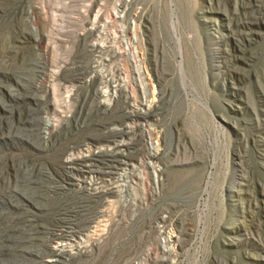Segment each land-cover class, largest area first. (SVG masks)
Here are the masks:
<instances>
[{
  "label": "rangeland",
  "instance_id": "1",
  "mask_svg": "<svg viewBox=\"0 0 264 264\" xmlns=\"http://www.w3.org/2000/svg\"><path fill=\"white\" fill-rule=\"evenodd\" d=\"M0 264H264V0H0Z\"/></svg>",
  "mask_w": 264,
  "mask_h": 264
},
{
  "label": "bare ground",
  "instance_id": "2",
  "mask_svg": "<svg viewBox=\"0 0 264 264\" xmlns=\"http://www.w3.org/2000/svg\"><path fill=\"white\" fill-rule=\"evenodd\" d=\"M117 10V9H116ZM116 14H118L117 13V11H116ZM105 27V26H104ZM103 27V29L102 30H104L105 28ZM135 38H137V37H135L134 36V39H133V41L132 42H129L130 41V39H129V41L127 42L128 43V49H127V55H130L131 56V58H132V60L135 62L134 64H135V67H136V74H137V79L139 80V82L144 86V82H143V78L145 77H143V75H142V72H143V68H142V66H141V64L138 62V60H137V56H136V51L134 50V41H135ZM100 43V42H99ZM94 44V43H93ZM97 45V44H96ZM100 47H103V46H106L107 47V45H106V43H104V42H102V43H100V44H98ZM131 48H133V52L131 53ZM102 49H104V48H102ZM120 53H123V51L121 52L120 51ZM114 82V81H113ZM117 82V81H116ZM123 82H125L124 80H123ZM118 85V83L116 84H114L113 85V89H111V91H102L101 93H102V96H105V97H109V96H113L114 98H116L117 96L115 95V94H117L118 93V90H119V87H120V85L119 86H117ZM122 87V86H121ZM143 88V87H142ZM127 89V88H126ZM107 102V101H106ZM145 105H146V107H149L150 106V103L149 104H147L146 102H145ZM145 108V107H144ZM147 109V108H146ZM149 109H150V107H149ZM140 110V109H139ZM145 110V109H144ZM143 113V112H142ZM145 113V112H144ZM50 124H52L51 122H50ZM149 141H152L151 140V138L149 139ZM151 146H152V149H153V151H156V150H158V147L157 146H154V144L153 143H151ZM90 152V150L89 149H86V151H85V155L87 154V153H89ZM151 154H153V153H151ZM150 154V155H151ZM152 156V155H151ZM74 158V156L73 157H70L68 160L70 161L71 159H73ZM148 165H150L154 170L156 169V167L155 166H153L152 165V163L151 162H149V160H148ZM97 227V226H96ZM83 239V238H82ZM75 246V245H74ZM164 247L166 248V245H164ZM66 248H68L65 244H61V243H59V244H57V246H56V250L59 252V253H61V252H64V251H66V250H64V249H66ZM76 248V247H75ZM69 254H72L73 253V251H69L68 252Z\"/></svg>",
  "mask_w": 264,
  "mask_h": 264
},
{
  "label": "built area",
  "instance_id": "3",
  "mask_svg": "<svg viewBox=\"0 0 264 264\" xmlns=\"http://www.w3.org/2000/svg\"><path fill=\"white\" fill-rule=\"evenodd\" d=\"M125 1H128V0H125ZM109 21H111L110 20V17H109ZM132 24H133V21H132ZM111 43H110V40H109V43L107 44V47L110 45Z\"/></svg>",
  "mask_w": 264,
  "mask_h": 264
}]
</instances>
